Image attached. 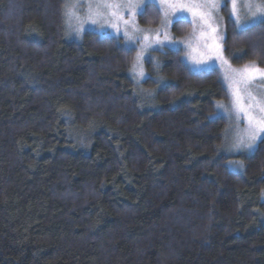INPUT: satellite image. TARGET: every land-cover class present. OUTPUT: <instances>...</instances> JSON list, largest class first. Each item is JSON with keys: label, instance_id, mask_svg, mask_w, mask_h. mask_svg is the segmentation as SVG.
<instances>
[{"label": "trees", "instance_id": "16d2710c", "mask_svg": "<svg viewBox=\"0 0 264 264\" xmlns=\"http://www.w3.org/2000/svg\"><path fill=\"white\" fill-rule=\"evenodd\" d=\"M64 1L0 0V264H264V140L228 168L219 73L158 52L143 109L135 52L66 40ZM225 52L264 67V23L229 19Z\"/></svg>", "mask_w": 264, "mask_h": 264}, {"label": "snow or ice", "instance_id": "6c2138e0", "mask_svg": "<svg viewBox=\"0 0 264 264\" xmlns=\"http://www.w3.org/2000/svg\"><path fill=\"white\" fill-rule=\"evenodd\" d=\"M158 5L156 11L162 13L161 26L163 33H144L134 37L129 27L137 31L135 17L137 10L144 12V0H65L64 16L70 27H75L79 34L84 24L105 25L117 33L124 27L123 35L129 40L140 42L132 68L136 75L144 78L141 60L145 51L156 46H165V41L179 49L183 45L184 56L193 67L211 69L219 62L223 69L222 78L226 82L229 94V105L222 103L216 105L228 113L229 119L235 117V130L231 133L229 151L251 152L257 147L260 140H264V97L254 94L256 82L264 87V67L255 62L245 64L242 68H233L224 57L222 41L223 33L220 31L222 9L233 18L237 30L245 31L249 25L257 22L264 23V0H154ZM85 9L83 16L80 10ZM125 13L128 18L125 19ZM187 13V15H186ZM189 16L191 20H189ZM190 23L192 31L182 41L172 40L167 28L172 24ZM161 36L163 38H161ZM245 124L240 128V123ZM231 166V165H230Z\"/></svg>", "mask_w": 264, "mask_h": 264}, {"label": "rangeland", "instance_id": "374dc122", "mask_svg": "<svg viewBox=\"0 0 264 264\" xmlns=\"http://www.w3.org/2000/svg\"><path fill=\"white\" fill-rule=\"evenodd\" d=\"M82 3H86V0H81ZM65 3V1H64ZM149 5H154L155 7H157L158 5L154 2V0H144L143 3V7H144V12L146 11V9L148 8L147 6ZM85 9H81V15L83 16ZM144 12L141 14L139 12V10H137V15L135 17V25L136 28L138 29L137 31H133L131 27H129V32L134 36V37H139L144 33H155L157 30H159L161 33H163L165 31V29L161 26V17H162V13H160V18H159V22H157V25L155 26H143L140 22V18L141 16L144 14ZM228 12L224 9L221 10L220 12V16L222 17L221 20V25H220V31L223 33L224 39L222 41V46H223V54L224 57L230 62V64L232 65L233 68H242L243 66L237 67L234 66L231 61L229 60V58L226 55L225 52V41H226V36H227V28H228V24H229V19L234 23L233 18H228L229 15H227ZM187 15V13H186ZM128 18V14L125 13V19ZM64 20H65V39L68 41H73V42H82L83 37L85 36V34L91 32V33H95L98 34L101 37H110V38H115L117 40H120L124 47L128 50H132L135 52V56H134V61L137 55V52H139L140 47H141V43L140 42H134V41H129L124 35H123V31H124V27L123 25H121V31L120 33H117L114 29L108 27L107 25H105L103 28H101L99 25H91V24H84L83 25V30L81 32H79V34L76 32L75 27H70L68 23H66V18L64 16ZM189 20H191V17L189 16ZM187 25H190L189 28V32H187L186 35L183 36H176L175 35V26L176 24H172L169 25V27L167 28V32L169 37L172 40L175 41H182L184 40L186 37L189 36V34L192 31V27L190 23H186ZM186 24H177V25H185ZM259 24V22L249 25L247 27L251 28L255 25ZM236 28V27H235ZM161 38H163L161 36ZM179 49L181 50H177L176 48H173L168 41H165V46L161 47V46H156L155 48H149L145 51L143 58L141 60V65L143 68V72H144V78L139 77L138 75H136L134 72H132L131 70H129V76L131 77V79L133 80L134 84H135V97L137 98L138 102L140 103V105L143 107V109H153V107H155V102H156V96H157V90L154 89H145L144 88V83L151 78L156 79L157 77L154 75H151L148 72V68L147 65L148 63H153V65L155 66L156 70L161 66V60H160V56L158 55V52H163L166 50H176V51H181L183 53V59L184 62L189 66V68L191 69L192 72L194 73H210L213 71H217L219 73V76L223 82V84L225 85L226 89H227V85L226 82L223 80L222 75H223V69L221 68L219 62H216L215 66L211 69H207L204 67H193L190 62H187L184 56V51L183 49V45H179ZM133 61V63H134ZM132 63V64H133ZM132 68V66H131ZM130 68V69H131ZM158 71V70H157ZM160 83L163 82V80L160 78ZM166 83V82H164ZM163 86V85H160ZM228 91V90H227ZM253 92L255 95H257L258 97H264V87L260 86V82L257 81L256 82V86L253 88ZM229 97V94H228ZM229 99L228 101H220L218 103H222L225 106L229 105ZM153 102H154V106H153ZM217 103V104H218ZM216 104V105H217ZM216 115L215 117H222L225 118L228 124L227 130H226V139H225V143L224 146L222 148V152L224 153V155L231 157V160L226 162V165L228 166V168L234 172V173H243L245 171V163L242 160H237L235 159L238 156H245V157H250L251 155H253L255 153V151L257 150L259 144L263 141L260 140L257 143V147L251 151H229V147H230V140H231V133L235 130V126H236V121H235V117L233 116V118L230 120L228 113H226L223 109H217L216 107ZM245 124L243 122L240 123V128H244ZM231 165V166H230ZM262 200L264 201V191L262 193Z\"/></svg>", "mask_w": 264, "mask_h": 264}]
</instances>
